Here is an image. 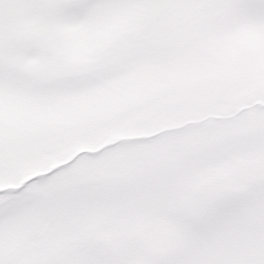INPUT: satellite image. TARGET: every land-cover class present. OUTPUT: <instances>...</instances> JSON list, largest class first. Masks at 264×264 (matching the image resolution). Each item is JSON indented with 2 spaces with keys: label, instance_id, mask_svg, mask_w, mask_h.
<instances>
[{
  "label": "snow or ice",
  "instance_id": "obj_1",
  "mask_svg": "<svg viewBox=\"0 0 264 264\" xmlns=\"http://www.w3.org/2000/svg\"><path fill=\"white\" fill-rule=\"evenodd\" d=\"M0 264H264V0H0Z\"/></svg>",
  "mask_w": 264,
  "mask_h": 264
}]
</instances>
